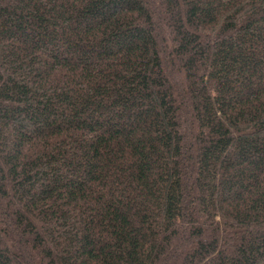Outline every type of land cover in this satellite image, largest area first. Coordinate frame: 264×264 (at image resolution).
<instances>
[{"label":"trees","instance_id":"1","mask_svg":"<svg viewBox=\"0 0 264 264\" xmlns=\"http://www.w3.org/2000/svg\"><path fill=\"white\" fill-rule=\"evenodd\" d=\"M0 264H264V0H0Z\"/></svg>","mask_w":264,"mask_h":264}]
</instances>
